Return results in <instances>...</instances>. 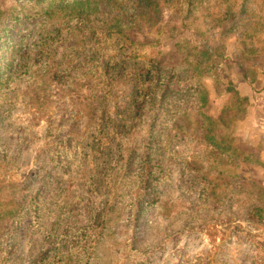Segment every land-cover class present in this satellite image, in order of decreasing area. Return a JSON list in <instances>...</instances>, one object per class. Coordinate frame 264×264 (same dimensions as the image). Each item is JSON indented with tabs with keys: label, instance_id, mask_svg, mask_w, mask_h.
Here are the masks:
<instances>
[{
	"label": "rangeland",
	"instance_id": "obj_1",
	"mask_svg": "<svg viewBox=\"0 0 264 264\" xmlns=\"http://www.w3.org/2000/svg\"><path fill=\"white\" fill-rule=\"evenodd\" d=\"M76 1L0 0V264H264V0Z\"/></svg>",
	"mask_w": 264,
	"mask_h": 264
},
{
	"label": "trees",
	"instance_id": "obj_2",
	"mask_svg": "<svg viewBox=\"0 0 264 264\" xmlns=\"http://www.w3.org/2000/svg\"><path fill=\"white\" fill-rule=\"evenodd\" d=\"M58 2H60V0H45V4L48 6L47 7L48 9L56 8L58 6V4H59ZM71 3L78 5L80 8H84V7L90 8L93 4H96L92 0H79V1H76L75 3L74 2H71ZM61 4H65V3L62 2ZM66 6H69V4H66ZM243 8L245 9V6ZM76 16H78V15H76ZM79 18H81V17H79ZM54 31L55 32H60V29L57 28ZM1 57H3L1 59V61H3V63L0 64V82L3 83L4 79L8 78V77H6V75L10 76L11 75V71L18 70V65H20L21 61H23L24 57H23V55L21 53V50L19 48H13V49H11L10 53H5ZM244 78L250 84H257L258 83L257 78L253 77V79H250L252 77L248 76L245 71H244ZM8 79H11V77L8 78ZM222 94H224L226 96V100L228 101V104L226 103L227 105L225 104L223 106L222 111H221L222 121L226 123L224 118L226 116L230 115V110H231V107H230L231 105H229V102L230 101L233 102V100H237V101H239L242 104H244V103L248 104L249 103V99L248 98H245V99L243 98L242 99L240 97V93L238 91H236L233 88V86H231V84H228V83H226L224 85V90H223ZM232 105H233V103H232ZM241 113H243V111H241ZM231 149H232L231 152L233 154L235 153L237 155L238 153H241V156L243 155V152L239 151L237 148L234 147V148H231ZM243 160L247 161L248 159H247V157H245ZM154 202H157V201H154Z\"/></svg>",
	"mask_w": 264,
	"mask_h": 264
}]
</instances>
